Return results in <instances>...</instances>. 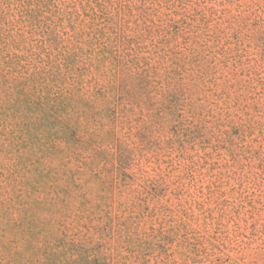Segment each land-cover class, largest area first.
<instances>
[{
	"label": "rangeland",
	"instance_id": "1",
	"mask_svg": "<svg viewBox=\"0 0 264 264\" xmlns=\"http://www.w3.org/2000/svg\"><path fill=\"white\" fill-rule=\"evenodd\" d=\"M0 264H264V0H0Z\"/></svg>",
	"mask_w": 264,
	"mask_h": 264
}]
</instances>
